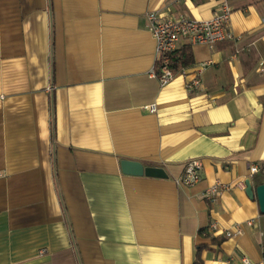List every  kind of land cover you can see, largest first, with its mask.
I'll return each mask as SVG.
<instances>
[{"label":"crops","instance_id":"0c3cea01","mask_svg":"<svg viewBox=\"0 0 264 264\" xmlns=\"http://www.w3.org/2000/svg\"><path fill=\"white\" fill-rule=\"evenodd\" d=\"M221 1L0 0V264H264L245 193L264 183V0H228L234 39L190 47L188 73L211 61L197 91L149 74L147 12L207 20ZM190 161L199 182L177 185ZM216 181L233 187L209 202Z\"/></svg>","mask_w":264,"mask_h":264},{"label":"built area","instance_id":"2783aa9c","mask_svg":"<svg viewBox=\"0 0 264 264\" xmlns=\"http://www.w3.org/2000/svg\"><path fill=\"white\" fill-rule=\"evenodd\" d=\"M230 14L231 8L228 0H222L217 11L207 20L191 19L184 15L163 18L156 12H147L148 29L154 40V61L149 71L150 76L157 79L160 86L167 85L177 75L183 78L189 77L185 82L186 90L188 92L197 91L200 88L201 76L211 65V61L197 64L194 70L188 73V67L173 70L170 66V56L179 48L181 43L190 47L203 45L211 48L218 43L232 41L234 37L228 27ZM258 69L261 74H264V60L258 63ZM143 109L152 114L156 112V105L149 104L144 106ZM200 171L201 164L198 161H190L184 167L183 173L175 180V183L193 187L200 180ZM257 172L258 168L256 166L249 168L250 174ZM237 185H241V183ZM232 187L231 184L216 181L204 190L203 195L207 201L212 202ZM244 225L250 227L252 221H247ZM205 231L212 233L217 231L216 224L210 223ZM241 232V225L236 224L233 230L224 232V236L226 238L234 237L240 235ZM40 253H43V250ZM239 261L241 264H252L246 257H240Z\"/></svg>","mask_w":264,"mask_h":264},{"label":"water","instance_id":"95a60500","mask_svg":"<svg viewBox=\"0 0 264 264\" xmlns=\"http://www.w3.org/2000/svg\"><path fill=\"white\" fill-rule=\"evenodd\" d=\"M120 170L124 175L136 176V177H150L165 179L167 175L164 170L157 167H145L142 163L134 160H120ZM245 193L248 198L252 199L256 197L259 211L264 214V183L256 187H253L250 180L245 181Z\"/></svg>","mask_w":264,"mask_h":264},{"label":"trees","instance_id":"16d2710c","mask_svg":"<svg viewBox=\"0 0 264 264\" xmlns=\"http://www.w3.org/2000/svg\"><path fill=\"white\" fill-rule=\"evenodd\" d=\"M193 63L191 48L188 45H182L170 56V66L173 70L182 67H189ZM194 264H200L198 253Z\"/></svg>","mask_w":264,"mask_h":264}]
</instances>
